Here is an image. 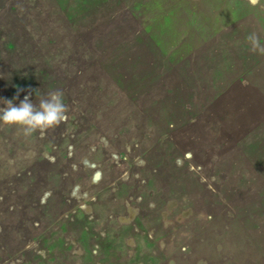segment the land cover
Returning a JSON list of instances; mask_svg holds the SVG:
<instances>
[{
	"label": "rangeland",
	"instance_id": "1",
	"mask_svg": "<svg viewBox=\"0 0 264 264\" xmlns=\"http://www.w3.org/2000/svg\"><path fill=\"white\" fill-rule=\"evenodd\" d=\"M264 0H0V264H264Z\"/></svg>",
	"mask_w": 264,
	"mask_h": 264
},
{
	"label": "clouds",
	"instance_id": "2",
	"mask_svg": "<svg viewBox=\"0 0 264 264\" xmlns=\"http://www.w3.org/2000/svg\"><path fill=\"white\" fill-rule=\"evenodd\" d=\"M253 52L264 53V45L256 33L247 36ZM31 93L29 94V96ZM29 96L16 105L14 97L11 100H3L5 107H0V125L16 127L25 136H31L39 132L44 136L49 129L59 126L68 118V106L64 102V94L60 90H54L46 97L40 98L38 104H33Z\"/></svg>",
	"mask_w": 264,
	"mask_h": 264
}]
</instances>
